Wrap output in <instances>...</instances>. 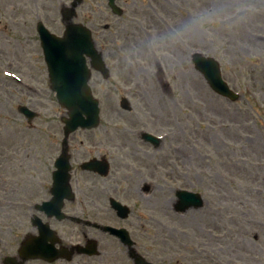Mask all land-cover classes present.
<instances>
[{
	"label": "rangeland",
	"instance_id": "374dc122",
	"mask_svg": "<svg viewBox=\"0 0 264 264\" xmlns=\"http://www.w3.org/2000/svg\"><path fill=\"white\" fill-rule=\"evenodd\" d=\"M70 1L0 0V173L11 184L34 181L36 186L23 189L28 194L43 190L37 181L50 182L62 138L59 119L65 114L49 90L35 24L42 20L53 33L60 34L59 8ZM120 1L126 15L112 21L107 36L112 45L106 62L113 74L107 82L96 76L92 82L101 103V125L93 131L75 132L70 138L71 149L81 156L91 146L108 147L117 158L118 173L123 170L132 176L140 166L130 160L133 153L152 154L153 158L147 157L151 167L147 170L154 171L159 184L160 190L152 196L160 210L175 188L201 192L205 200L201 209L190 210L183 218L172 211L166 215L163 210L166 217L155 215L150 228L154 253L170 250L182 254L162 257L159 264H213L210 253L216 247L225 251L214 254L218 259L215 264L231 255L233 264H264V0H252L257 10L237 31L193 45L174 66L157 64L162 74L128 68L126 53L140 47L152 32L170 27L208 0ZM100 9V0H84L78 8V22L98 31ZM95 39L104 47L102 37ZM194 52L218 61L225 81L241 93L237 102L210 90L190 62ZM2 71L16 74L34 89H24L3 77ZM121 97L130 100L132 112L119 108ZM18 104L33 108L39 118L28 125L17 113ZM136 117L145 131L167 135L162 149L134 141V131L140 128L133 121ZM195 175L198 182L185 180ZM167 176L175 179L165 187L161 180ZM1 185L5 182L0 179ZM21 216L18 210L0 203V264L3 255L15 254L20 231L29 230L20 224ZM182 229L187 235L181 234ZM72 237L77 240L69 230L66 239ZM107 244L118 248L113 242ZM84 261L75 259L71 264ZM104 264L120 263L107 259Z\"/></svg>",
	"mask_w": 264,
	"mask_h": 264
},
{
	"label": "water",
	"instance_id": "95a60500",
	"mask_svg": "<svg viewBox=\"0 0 264 264\" xmlns=\"http://www.w3.org/2000/svg\"><path fill=\"white\" fill-rule=\"evenodd\" d=\"M39 32L42 36L43 40V49L45 53V58L47 60V63L50 67V77L52 82V88L58 92H60V102L63 106H65L69 113V118L64 119L65 127H64V133L67 137L69 133L76 130L78 127L82 128H93L98 125L99 119V109H98V103L93 100L91 97L89 88L86 85L88 74H86L85 77V83L82 87V90L77 95V100H74V94H76V91L74 90V86L76 84V81L81 74V72L84 70L88 73V70L85 66V59L83 57V52L91 57L92 59L97 58L96 54L92 50V45L89 42L88 38L86 37L85 32L79 30L77 27L69 28L66 32L67 36L63 39H57L54 38L51 35H48L47 33L43 32L39 28ZM79 37H81V41L78 42ZM86 40V46H84L82 43ZM86 51V52H85ZM58 62V66H64L67 67L68 63H70L68 70H70V66L72 64L78 65L72 76L70 77V80H72V84L68 88H63L62 82H64V79L61 80L63 77L66 78V74H68V70L63 75L64 72L59 73L57 71V65L56 61ZM193 63L196 66V69L201 72L207 82L209 83L210 87L217 92L220 95L228 96L231 99H236V96L232 94L226 87V85L220 80V74L218 65L216 62H214L212 59H206L202 57L201 55H194L193 57ZM93 66L97 69H100L103 73L107 72L104 70V65L101 62L100 59H98L97 63H94ZM105 74V75H106ZM58 77V80L57 78ZM83 80V78H82ZM81 87V86H80ZM123 107L128 108L126 105V102L124 101L122 104ZM149 140V139H147ZM153 143H156V140H150ZM66 142L63 143L64 148L66 149ZM67 157L61 156L55 166L57 168V171L54 173V191L58 193V195L65 193L67 190V184H68V170L69 165L67 161ZM192 197V195H188V197H185V200H188V198ZM196 197V196H195ZM180 202L182 201V197L180 196ZM198 203V202H196ZM200 205V204H198ZM181 209L184 210L189 207V205H185L180 203Z\"/></svg>",
	"mask_w": 264,
	"mask_h": 264
},
{
	"label": "clouds",
	"instance_id": "9594fccd",
	"mask_svg": "<svg viewBox=\"0 0 264 264\" xmlns=\"http://www.w3.org/2000/svg\"><path fill=\"white\" fill-rule=\"evenodd\" d=\"M256 10L252 0H208L170 27L148 35L140 47L126 53V65L151 73L157 64L174 66L193 45L237 31Z\"/></svg>",
	"mask_w": 264,
	"mask_h": 264
},
{
	"label": "flooded vegetation",
	"instance_id": "af4514ba",
	"mask_svg": "<svg viewBox=\"0 0 264 264\" xmlns=\"http://www.w3.org/2000/svg\"><path fill=\"white\" fill-rule=\"evenodd\" d=\"M100 157V156H99ZM145 157L151 158L150 155H145ZM78 156L77 154H74L72 156V160H77ZM145 171L143 172L142 178H139V174L135 175L133 181L127 180L124 187L120 188L118 186H110L106 190V196H103L102 191L104 190V184H92L90 181H87L86 179L83 180L82 186L79 184V180L76 181V187L75 190L77 192L78 201L75 204H70V215L77 216L83 220H86L90 222V219H94V215L98 217L96 220L100 223H105L104 217L106 219L111 220L107 223H114L118 225L117 227H124L127 230H130L131 233L135 231V233H142L141 231L147 227L149 228L153 223V218H151V214L153 215L155 209L154 204L152 203L151 196L152 195H145L146 188L145 185H149L151 187V190H155V186L153 184H150V182H154V171L147 170L148 168H151L146 160H144V163L141 165L139 164ZM172 180V178L170 179ZM169 180V181H170ZM185 180L189 181L190 183L198 182L197 179H190L186 178ZM163 183H167L168 180L164 179L162 180ZM150 190V191H151ZM104 193V194H105ZM116 193L120 194L124 200H135V202H138L142 200L144 203L143 205H139V209H137V212L135 215H131L126 220H119L115 213L107 208L106 200L109 198V195L115 196L117 200L120 199V195H117ZM121 200V199H120ZM76 202V201H75ZM171 208V205H168L167 207H164L165 211H168V209ZM89 209V210H88ZM84 210L85 213H84ZM104 216V217H103ZM71 223V222H70ZM73 226L81 229L80 233H82V236L85 237V240L88 238H94L96 241L99 239V234L103 233L100 230L91 227V226H80L75 225L74 223H71ZM103 240V239H102ZM99 243V241H98ZM105 245V244H104ZM144 244L140 242V245L138 248H143ZM106 247H103V253L104 256L101 257V264H104V262L107 260V252ZM145 250L149 252V249L145 247ZM127 255V253H126Z\"/></svg>",
	"mask_w": 264,
	"mask_h": 264
}]
</instances>
